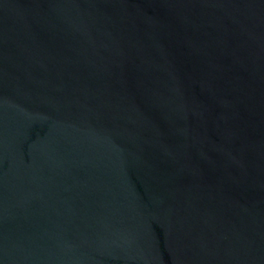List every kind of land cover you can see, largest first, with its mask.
<instances>
[{
	"label": "water",
	"instance_id": "1",
	"mask_svg": "<svg viewBox=\"0 0 264 264\" xmlns=\"http://www.w3.org/2000/svg\"><path fill=\"white\" fill-rule=\"evenodd\" d=\"M0 264H264V0H0Z\"/></svg>",
	"mask_w": 264,
	"mask_h": 264
}]
</instances>
